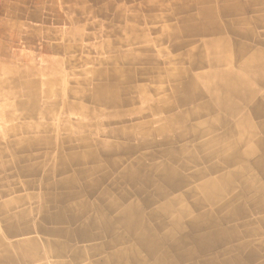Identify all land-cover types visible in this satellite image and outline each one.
I'll use <instances>...</instances> for the list:
<instances>
[{"label": "crops", "instance_id": "obj_1", "mask_svg": "<svg viewBox=\"0 0 264 264\" xmlns=\"http://www.w3.org/2000/svg\"><path fill=\"white\" fill-rule=\"evenodd\" d=\"M211 1L212 4L206 6L198 0H177L170 5L156 0L152 6L171 8V13L166 14L164 20H160L157 38L153 39L149 34V28L142 26L141 23L154 21L156 15H151L149 19L143 16L141 3L131 13V6L124 2L119 4L117 2L115 5L113 0H108L103 8L106 10L104 12L106 21L112 23V27L110 31L106 29L108 36L105 35L92 43L95 48L84 59L85 65L89 62L87 67L63 74L62 62L59 59L48 58L46 63L39 65L30 56L22 59L20 63L4 62L9 64L13 73L2 83L3 87L0 89V112L5 109L2 106L9 108L8 117L0 123V188L24 190L15 194L2 193L0 203L7 204L13 201L12 210L26 209L28 212L21 218V222L28 223L27 226H31V229L9 239L32 237L36 242L30 246L29 261L25 258L26 252H21L22 257L12 252L19 258L14 257L13 260L10 258L0 264L155 262V256L142 248L137 249L135 253L145 258L144 263L124 256L120 259H111V254L119 249L121 252L126 245H131L135 240L129 239L127 243L117 246L108 244L123 231L115 219L119 208L114 209L110 206V200L113 195L119 198L125 192L127 198L122 200V204L142 202V197L135 193L136 188H141L142 191L152 190L150 186L131 184L129 178L123 175L125 165L130 160L145 155L146 162L150 165L156 164L157 169H161L160 166L163 164L171 163L172 167H177L189 155L207 152L209 145L205 142L210 138L218 135L225 139L228 127L236 131L239 129L242 120L240 116L236 115L224 123H219L216 118L221 113L225 114V109L215 108L212 112L203 109L207 95L198 96L194 102H183L179 101L183 92L178 93L179 91L174 89L180 81L186 80L189 84L193 76L207 69V65H194L187 54L199 45L203 46V40L209 37V34L188 28L187 23L196 22L193 18L206 7L219 8L226 3V0ZM237 2L240 5L239 9L227 11L229 14L221 10V14L218 15L223 22L236 21L234 29L249 31L251 27V31L254 32V37L249 38L227 31L228 35L234 36L236 40L249 47L242 56L234 60L233 66L236 67L240 66L242 60L249 58L253 51L264 52L262 19L264 0L259 3H254L253 0ZM82 10L86 11L85 8ZM98 12L103 11L101 9ZM242 17L258 21L255 23L251 21V26L243 25L238 23ZM116 22L119 24H115ZM98 24L102 26L106 22L103 20ZM64 37L69 42L59 44L62 49L68 50L79 46L81 43L78 44L77 38H83L84 34L71 30ZM128 42H132L138 53L150 59L146 60L144 57L142 60L131 61L124 55L117 58L115 55L119 52L124 54L130 48ZM116 68L124 70L131 68L137 77L135 83L149 84L151 98L157 100V109L152 112L143 110L142 113H134L123 119H108L104 117V113L93 118L83 111L82 109L100 110L107 115L119 107L122 114H128L143 107L144 102L141 101L138 91L130 92L133 98L131 100L128 88L124 85L120 95L122 99L130 100L122 101V105L119 106L109 103L107 101L109 99L102 97L103 95L99 97L93 94L97 83L100 85L112 83L116 74L113 69ZM106 69L108 70L105 74L103 70ZM180 71L181 74H175ZM255 87L264 91L262 84H256ZM23 102L27 106L23 105ZM7 119L13 121L8 123ZM211 120L213 126L208 125V121ZM250 121L257 135L264 138V112L261 114L253 112ZM130 128L133 129L131 134L123 132ZM131 143L137 147L131 150ZM170 152L177 156L174 160L171 159ZM260 155L261 152H256L252 161H256ZM71 156L77 157L78 161L63 169L61 161L64 162ZM119 156L125 160L123 165L113 168L108 164L110 158ZM89 157L91 158L88 159ZM254 162L248 171L234 180L235 201L239 204H254L256 205L254 210L248 215L240 213L236 221L230 217L222 219L223 226L230 227L235 223L232 241L235 264H264V170L254 165ZM207 164L208 162L190 163L183 170L186 174H193L200 168H206ZM69 179H74L75 182L69 185L67 181ZM200 182L199 178L189 179L182 189L173 191L170 196H181L182 203H191L194 197L190 191L198 188ZM160 202L155 198L142 208L144 211L153 210ZM2 215L0 212V219ZM107 219L113 222L112 228L107 226ZM84 228H87L89 238L81 237L80 231ZM55 245L64 246L62 253L58 254L53 250ZM98 245L100 247L96 248ZM226 246L229 244L223 246V259L228 258L231 253ZM77 249L80 250L78 254L75 253ZM5 252L2 246L0 256L5 255Z\"/></svg>", "mask_w": 264, "mask_h": 264}, {"label": "bare ground", "instance_id": "obj_2", "mask_svg": "<svg viewBox=\"0 0 264 264\" xmlns=\"http://www.w3.org/2000/svg\"><path fill=\"white\" fill-rule=\"evenodd\" d=\"M253 1L254 3H259L262 0ZM198 2L205 3L206 6L212 4L211 0H198ZM239 7L240 5L237 0H226V3L222 7H206L201 13L195 15L197 17L193 19L196 22L187 23L188 28L209 34V37L207 36L203 40V46L199 45L187 54L194 65H207V69H203L195 77L193 76V80L189 84L186 80H183L174 86V89L179 91L178 93L183 92V96L179 98V101L194 102L198 96L207 95L208 98L203 102L204 110L207 109L212 112V109L215 108L219 110L225 109L226 113H221L216 118L219 123H224L236 115L240 116L242 120L239 129L236 131L234 128L228 127V130L225 131V139L220 138L218 135L210 138L205 142L209 145L207 152H195L188 157L186 156L187 159H183L177 167H172L171 163L163 164L160 166L161 169H157L156 164L150 165L146 162L147 158L145 155L137 157L135 160L133 159L134 161L130 160L125 165L126 170L123 175L129 178L128 180L131 184L150 186L152 190L142 191L141 188H136L135 193L142 197V202L122 204V200L127 198V193L125 192L119 198L114 195L111 198L110 206L114 209L119 208L115 219L123 231L119 232L108 244L117 246L121 243H127L129 239L135 240L131 245H126L121 252V249H119L111 254V259H120L124 256L129 257L133 261L144 263L145 258L143 259L135 253L137 249L142 248L155 256V262L152 264L236 263L232 255L235 223L230 227L223 226L222 219L223 217H230L236 221L240 213L248 215L254 210L253 208L256 206L254 204H239L235 201L236 187L234 186V180L253 166L252 164L255 160L252 161L254 159L252 157L256 152H261V155L254 162V165L264 170V138L257 135L250 121L253 112L257 114L264 112V91L255 87L256 84L264 85V52L262 50H255L249 58L242 60L240 66H233L234 60L242 56L249 47L236 40L234 36L228 35L227 31L236 35L248 36L249 38L254 37V32H252L253 30L251 31V27L249 31L234 29L237 25L236 21L223 22L218 18L221 10L225 14H229L227 11L239 9ZM244 7L242 6V8ZM262 19L264 20V15ZM251 21L255 23L258 20L242 17L238 23L251 26ZM215 33L219 35L214 36L213 34ZM128 43L131 45L130 48L124 54L119 52L115 55L117 58L124 55L131 61L142 60L144 57L146 60L150 59L148 56L138 53L137 49L135 50L132 46V42ZM107 70H103V72L106 74ZM189 71L191 72V70ZM113 72L116 74L112 83L108 82L103 85L97 83L93 94L99 97L103 95L102 97L109 99L107 100L109 103L119 106L122 105V101H129L130 98L132 100L130 92L136 90L139 93L141 101L144 102L143 107L138 111H130L128 114H122L118 107L107 115L100 110L80 109L88 115L93 116V118L104 113V117L106 116L108 119H123L127 116H132L134 113H142L143 110L152 112L157 109V100L151 98L149 84L135 83L137 77L133 69L124 70L116 68L113 69ZM12 73L13 70L9 64L0 62V89L3 87L2 83L8 80ZM176 73L181 74L182 72ZM123 85L128 88V92L130 93L131 97L128 99H122L120 95ZM155 90L157 92V88ZM22 104L27 106L25 102ZM2 107H5V109H2L0 112V123L8 117L9 108L6 106ZM145 113L148 114V112ZM12 121V119H7L8 123ZM208 125L213 126V120L208 121ZM123 132L131 134L133 129H126ZM235 134H238V136H235ZM87 145L89 146L90 144ZM130 145L131 150L137 147L132 143ZM170 154L173 160L177 157L171 152ZM77 159V157L71 156L65 159L64 162L61 161L63 169L77 162ZM124 162L123 157L119 156L110 158L108 164L113 168H117L123 165ZM206 162H208L205 165L206 168H200L194 171L193 174H186L183 170L190 163L203 164ZM230 166L232 168H228ZM192 178H199L201 182L198 188L191 189L190 191L194 197L191 203H182L181 196H170L173 191L182 189L183 185ZM67 181L69 185L75 182L74 179ZM152 191L153 193H151ZM155 198L157 202L161 201V204H157V208L153 210L144 211L142 207L150 204V201ZM12 209L13 201L7 204L0 203V212L3 214L0 219V248L4 246L6 251L5 255L0 256V263L10 258L12 260L14 257L19 258L18 256L22 255L21 252H26L25 258L29 261L30 246L36 242L32 237L9 239L26 233L31 229V226H27L28 223L21 222V218L25 213L28 214L27 210L19 209L14 211ZM107 226L112 228L113 222L108 220ZM39 227L41 228V226ZM80 232L83 239L90 237L87 228H84ZM225 244H229L228 247L226 246V249L231 250V253L228 258L223 259L222 249ZM55 246L53 250L58 254L62 253L64 246ZM99 247L98 245L96 248ZM12 252H16L18 256ZM75 253H80V250L77 249ZM204 254H210L211 256L205 257Z\"/></svg>", "mask_w": 264, "mask_h": 264}, {"label": "rangeland", "instance_id": "obj_3", "mask_svg": "<svg viewBox=\"0 0 264 264\" xmlns=\"http://www.w3.org/2000/svg\"><path fill=\"white\" fill-rule=\"evenodd\" d=\"M107 1L0 0V60L20 63L22 59L30 56L39 65L46 63L48 58L59 59L62 62L63 74L87 67L89 62L85 65L84 59L94 50L95 46L92 43L105 35L108 36L106 29L110 31L112 27V23L106 21L104 14L106 10L103 7ZM113 1L115 5L117 2L118 4L124 2L127 6H131V13L141 3L143 16L149 19L151 15H156L154 21L141 23L142 26L149 28V34L153 39L157 38V26L160 20H164L165 15L171 13V8L152 6L156 0ZM161 1L168 5L177 2V0ZM83 8L86 11H83ZM101 9L103 12H98ZM103 20L106 24L99 26L98 21ZM71 30L84 34L83 38H77L78 44L81 43L80 47L62 49L59 43L69 42L64 35ZM152 47L157 49L156 46ZM21 190L24 188L19 190L0 188V199L2 193L15 194Z\"/></svg>", "mask_w": 264, "mask_h": 264}]
</instances>
